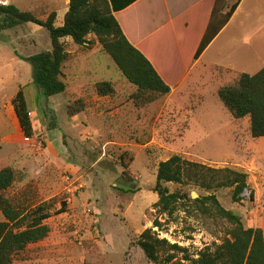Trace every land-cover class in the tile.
<instances>
[{
  "label": "rangeland",
  "instance_id": "rangeland-1",
  "mask_svg": "<svg viewBox=\"0 0 264 264\" xmlns=\"http://www.w3.org/2000/svg\"><path fill=\"white\" fill-rule=\"evenodd\" d=\"M0 3L30 11L41 20L56 12L57 27L63 25L69 10L64 0ZM241 26L236 40L234 32L226 33L199 66L216 62L231 70L192 72L185 86L173 87L170 94L147 106H141L135 98L137 88L93 35L85 47L65 40L72 55L63 70L68 88L51 98L39 94L32 66L17 55L29 57L51 50L47 31L27 24L0 36V124L5 120L2 111L7 113L8 108L13 113L11 99L25 87L35 126L32 139L24 136L17 120L11 121L9 131L0 127V170L13 167L23 176L6 196L28 206L54 201L60 208L66 202L69 209L50 219L48 238L29 246L14 264H154L133 243L153 227V206L159 200L154 191L158 166L173 155L246 173L254 201H250V191L241 205L232 202L230 189L215 194L226 209L243 218L246 227L264 230V138H253L251 119H234L218 98L220 88L235 83L244 73L255 75L264 68V3L257 17ZM253 37L247 45L246 40ZM196 42L185 40L186 59L194 55ZM167 51V57L175 51V62L184 65L182 54L171 43ZM176 81L171 80V85ZM103 82L111 83L113 89L104 97L97 93V85ZM78 101L84 110L70 117L69 107H79ZM167 187L192 198L206 194L194 186ZM168 219L162 216L160 221ZM227 228L222 221L179 212L166 223V230L155 231L196 257L205 249L214 250ZM184 256L178 253L176 261Z\"/></svg>",
  "mask_w": 264,
  "mask_h": 264
},
{
  "label": "trees",
  "instance_id": "trees-1",
  "mask_svg": "<svg viewBox=\"0 0 264 264\" xmlns=\"http://www.w3.org/2000/svg\"><path fill=\"white\" fill-rule=\"evenodd\" d=\"M139 0H70L69 10L64 17V23L57 27L58 15L51 13L46 20L37 18L32 12L24 11L12 4L0 3V36L27 24L44 28L49 34L52 48L29 57H22L32 66L33 84L39 94L47 98L66 92L68 85L64 81V66L72 55L67 51L65 40L80 47L89 44L88 37L93 35L95 41L102 47L115 63L117 68L137 88L136 99L141 106H147L170 94L184 77L193 62L197 61L214 38L228 23L237 9L239 0L219 22L218 17L224 5V0H216L212 9V19L203 27V18L192 22V13L201 8L191 10L170 24L175 38L152 37L134 45L125 35L122 26L115 16ZM208 8H203L206 14ZM210 10V9H209ZM201 20V22H200ZM195 39L193 56L186 59L184 42ZM196 42V43H197ZM182 54L183 66L175 62V51L171 57L167 49L169 44ZM156 51H160L156 54ZM174 58V61H171ZM184 71L179 73V69ZM178 73V74H177ZM176 78V84L171 80ZM113 92L109 82L97 85L99 96H108ZM218 98L226 110L236 120L249 117L253 138H264V68L255 75L244 73L238 80L219 89ZM79 107L70 106L69 116L75 117L84 110L82 101L75 103ZM12 105L19 125L28 139L35 136L30 104L25 87H20L12 100ZM23 176L13 167L0 170V264H14L29 246L46 240L51 232L47 222L53 217L69 212L66 202L57 208L54 201L44 202L37 206H28L14 197H7L17 181ZM157 185L154 191L159 200L153 206L155 211L153 227L145 230L133 243L140 248L149 262L154 264H264V230L254 226L246 227L243 218L235 211L226 209L215 191L230 189L234 204H243L245 193L250 191V201L255 194L248 184V175L244 172L223 168L216 169L207 165L189 161L181 155H173L167 161L161 162L157 170ZM168 184L194 186L206 194L198 198L181 190L172 192ZM132 191V190H130ZM133 192H137L134 191ZM184 212L188 216L219 220L227 225L226 235L214 250L205 249L196 257L188 254V249L179 244H172L168 239L160 238L158 232L164 231L166 223L171 222L175 214ZM166 216L168 221H160ZM178 253H185L182 260H177Z\"/></svg>",
  "mask_w": 264,
  "mask_h": 264
},
{
  "label": "crops",
  "instance_id": "crops-1",
  "mask_svg": "<svg viewBox=\"0 0 264 264\" xmlns=\"http://www.w3.org/2000/svg\"><path fill=\"white\" fill-rule=\"evenodd\" d=\"M238 1L239 0H224L223 8L218 17L219 22L223 21L225 14ZM215 2L216 0H139L127 9L115 13V16L118 18L125 35L131 41V43H133L134 45H139L143 41L155 37L156 35L160 38H175V35L172 29L170 28V24L174 20L188 13L191 10L201 8L196 14L192 13L191 18L193 20L192 22H194L196 18L205 17L206 19L202 20L203 27H205V25H208L212 19L211 12L215 6ZM64 3L65 6L69 7L70 0H64ZM263 3L264 0H241L240 4L231 16L228 23L214 38L212 43L204 51L201 57L191 65L190 69L186 72L184 77L176 85L177 89L186 85L192 72L198 70L208 71V69L231 70L230 66L219 65L216 64V62H207L208 64L205 63V66H203L202 68H199V66L200 63H202L203 58L207 57L209 55V52H211L213 48H216V46L221 42L223 36L226 33L231 34L234 32L236 40L237 36L240 34L242 28L241 25L243 24V22L248 23L249 21L254 19V17H257L258 9ZM203 8H208L206 14L203 13ZM162 14H164V17L166 19H163ZM235 25L236 28H234ZM254 37L250 40H246L247 45H249L251 41H253ZM237 45L238 43L236 44V46ZM155 53L159 54L160 51H156ZM12 99L10 106L13 110V113H11L8 108L7 113L6 110H3L1 113V116H3L5 120L0 124V127H4V129L8 131L9 124L11 123V121H13V119L14 121L17 120V122L19 123L12 105Z\"/></svg>",
  "mask_w": 264,
  "mask_h": 264
}]
</instances>
